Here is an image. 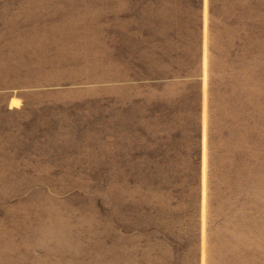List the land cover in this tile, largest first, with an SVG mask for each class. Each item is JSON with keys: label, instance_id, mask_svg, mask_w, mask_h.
<instances>
[{"label": "rangeland", "instance_id": "1", "mask_svg": "<svg viewBox=\"0 0 264 264\" xmlns=\"http://www.w3.org/2000/svg\"><path fill=\"white\" fill-rule=\"evenodd\" d=\"M0 264H264V0H0Z\"/></svg>", "mask_w": 264, "mask_h": 264}]
</instances>
